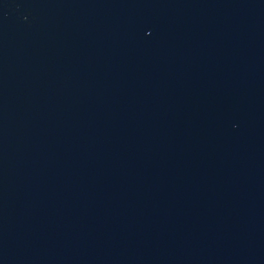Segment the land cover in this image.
<instances>
[{
    "label": "water",
    "instance_id": "water-1",
    "mask_svg": "<svg viewBox=\"0 0 264 264\" xmlns=\"http://www.w3.org/2000/svg\"><path fill=\"white\" fill-rule=\"evenodd\" d=\"M0 264H264V0H0Z\"/></svg>",
    "mask_w": 264,
    "mask_h": 264
}]
</instances>
